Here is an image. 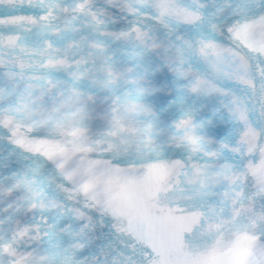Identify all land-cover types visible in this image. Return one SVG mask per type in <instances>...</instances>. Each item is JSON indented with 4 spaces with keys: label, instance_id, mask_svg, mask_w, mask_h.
I'll use <instances>...</instances> for the list:
<instances>
[{
    "label": "snow or ice",
    "instance_id": "obj_1",
    "mask_svg": "<svg viewBox=\"0 0 264 264\" xmlns=\"http://www.w3.org/2000/svg\"><path fill=\"white\" fill-rule=\"evenodd\" d=\"M0 264H264V0H0Z\"/></svg>",
    "mask_w": 264,
    "mask_h": 264
}]
</instances>
